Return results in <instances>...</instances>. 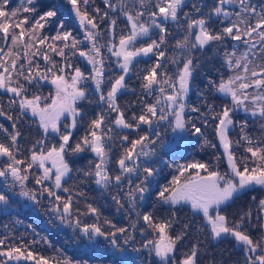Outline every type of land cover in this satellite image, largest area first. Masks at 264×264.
Returning <instances> with one entry per match:
<instances>
[{
    "label": "snow or ice",
    "instance_id": "obj_1",
    "mask_svg": "<svg viewBox=\"0 0 264 264\" xmlns=\"http://www.w3.org/2000/svg\"><path fill=\"white\" fill-rule=\"evenodd\" d=\"M38 2L39 0H26L27 6L12 8L10 0H0V34L3 40L10 39L12 46L4 55L15 57L10 60V67L6 66L3 59H0V68L3 69L0 71V89L18 98V100H9V105H18L17 120L30 111L32 116L39 118V126L43 130L44 138L55 135L59 143L58 146L54 144L46 150L42 147L39 151L34 150L36 148L34 144L30 149V158L21 160L17 158V153L20 151L18 145L20 131L9 132L0 124V130H3L10 140L9 143L0 141V157L7 158L6 162L0 166V177L12 187L19 185L18 195L31 202L30 206H39L38 194L43 197L47 193L50 198V210L54 217V219L50 218L49 223L57 228L61 226L70 228L72 230L70 239L73 242L83 244L85 247L101 246L111 249L113 260L110 264H130V253L124 246L129 245L134 237L128 234L126 227H117L110 220L104 219L103 225H108L111 229L106 230L100 223L101 213L98 207L87 203L85 212L81 213L79 208H76L74 213L73 195L58 194L57 190L61 189L64 193L73 191L64 186L66 178L70 179L73 172L66 157L85 151L94 153L98 158L94 168L88 171H78H82L85 178L94 177L95 183L105 190L113 187L118 189L117 193L112 195V200L118 208L124 207L122 199L126 198L130 209L135 210L138 202H142L145 195L149 193L151 178L159 173V169L152 166L154 161L151 159L156 155V149L148 148V145L154 141L149 139L147 133L138 135L134 139H130L128 134L119 136L123 151L115 161L118 166L115 174L109 171L112 147L106 141L113 139L109 135L113 131V126L118 129L139 131L142 124L151 127L154 122L153 117L157 120H167L168 115L164 114V109H161L160 115L157 116V105L160 103L158 99L156 104H145L140 115L132 113L131 118H127L126 109L121 107L118 96L128 88L126 77L133 70L134 61L137 57L155 55V63L146 69L141 87L151 92L153 86L159 85V92L162 94L166 91L163 85L171 88V94L165 98L169 102L170 114L174 117L173 130L189 131L190 135L202 136L201 127L191 123L189 129L190 120L186 121L184 118V98L187 96L193 71L197 66L193 63L192 50H203L206 46L222 44L226 38L243 41L246 46L243 52L237 54L235 48L231 52H224L229 68L238 69L240 72L230 76L227 80H222L218 85L217 90L225 97H230L231 104L226 103L220 112L213 113V117L218 121L216 134L224 150L229 172L221 173L219 170H213V166L206 162L198 161L181 165L179 176H174L167 186L161 187L157 197L162 203L173 207L182 202L190 203L194 212L203 214L204 220L210 226L211 239L231 237L245 252L246 264H264V223L258 225L261 235L254 238L249 228L246 227V222H249L252 217L251 209L231 222L227 214H221L222 205L234 201L246 190L253 189V186L264 188V139L254 141L244 131L247 127V120L238 122L234 119L237 110L242 107L245 113L264 120V5L257 10V7L249 0H215V3L208 7L207 13L195 19L189 18L186 24V34L175 43V48L181 50L183 66L176 73L174 80L172 76L163 71L166 65L162 64L161 60L166 57V52L160 49L166 43V34L169 31L166 22L168 20L179 22L180 13L186 6L185 0H131V3L118 0L117 4L111 3V0H104V3L114 11L119 6L120 12L130 25L128 34L119 37L118 45L113 44L111 40L107 44L99 43L101 29L97 14L101 13V9L95 8V14H91L87 8L89 0H67L80 27L84 30L83 40H77L71 31H61L62 21L57 26L58 30L54 36L42 35L45 25L57 16L60 9L54 7L36 16ZM137 3L139 8L136 7ZM149 4H152L155 10H149ZM229 5H235L236 8L230 9L227 7ZM203 7L195 3L192 5L196 13H201ZM21 13L31 14V16L23 15L20 18ZM183 15L188 17L189 13L184 12ZM145 16L147 19L142 20ZM108 17L109 13L105 11L99 15V20L103 21ZM116 23V19H110V29L114 30ZM217 25L222 27H217ZM153 28L159 29V39H151L150 42L136 47L138 38L148 37ZM193 29H196L195 33ZM193 35L194 41L190 39ZM49 40L53 43H47ZM84 41H88L91 47H85L82 50L80 45ZM55 42H61L62 46ZM46 43L47 50L42 52L41 46ZM257 44L260 45L259 53L254 51ZM20 46H23L24 55L28 59L27 75L24 64H20L19 70L17 69L20 53L13 52V48ZM102 47H108V50L118 58L119 75L106 76V71L111 72V69L105 67L101 53ZM33 48L36 49L35 52L31 51ZM66 49L70 50V55H76L78 52L80 57L87 59L92 66L88 75L80 67H74L71 63L57 66L49 55V52H55L67 60ZM0 52L3 50L0 49ZM37 56H42L46 62L44 69L40 68L39 63L33 64V57ZM170 60L173 64L177 63V56L173 55ZM66 69H72L70 78L65 75ZM13 74L16 77H23L24 82L14 78ZM49 79L56 89L55 97L52 98L50 104L42 103L41 95H27L29 86L34 83L39 86L40 81ZM88 80L95 83L98 99L106 107L90 121L84 135L75 137L78 118L83 117V112L77 107L76 102L89 99L90 92L85 86ZM252 88L259 91L249 92L248 90ZM209 108L211 109L212 105H209ZM192 110L198 111V109ZM112 113H115V119L111 121V124H107V118ZM0 115H7V119L13 120V116L7 114L3 107H0ZM62 117L70 118V123L64 124L63 130ZM205 123H207L206 120ZM237 123L240 125L242 135L240 139L233 140L229 133ZM12 127L16 129V124L13 123ZM261 135L264 136V124L261 125ZM242 141L246 142L245 152L250 155L237 157L233 147L234 145L240 146ZM37 143L43 145L44 140L37 141ZM204 143L209 145L206 138ZM125 144H127L126 147ZM209 146L216 147L215 144ZM141 157L146 158L143 164L140 162ZM48 161H51V167L46 165ZM33 165L42 169V174L35 178V184L41 186L39 192L37 189L28 188L25 183L28 180V169H31ZM189 169L196 171L190 179L181 183L180 177L184 176ZM200 171L207 174L201 176ZM134 175L137 181L135 183L132 179ZM46 181H50L51 186L46 184ZM125 183L128 185L127 191L123 187ZM78 195L83 197L85 193L81 191ZM252 199L255 200V197ZM9 203V196L0 192V206L7 208ZM257 207L259 213H264V199L259 200ZM88 214L94 215L96 222L85 223L81 217ZM136 214L141 215L139 212ZM142 219L147 227L157 234V238L145 241L140 248L132 247L131 252L136 253V258L140 259L141 249H148L149 256L154 254L159 264H177L173 259V253L179 242L187 235L186 230L190 228V225L185 224L182 233L172 236L169 229L175 222V212L166 220H158L153 212H145ZM131 227L135 228V224ZM252 227L255 228L256 225ZM141 231L143 232L144 229ZM98 237L104 238L105 243L101 244L97 240ZM121 237L123 238L122 243ZM41 239L47 242L46 238L41 237ZM4 245L5 240L0 239V264L21 260L34 261L35 264H50L48 258L34 253L26 244L11 245L6 248L3 247ZM198 251V245L194 244L191 251L178 264H197ZM63 264H73V262L66 259ZM77 264H88V261L77 262Z\"/></svg>",
    "mask_w": 264,
    "mask_h": 264
},
{
    "label": "trees",
    "instance_id": "obj_2",
    "mask_svg": "<svg viewBox=\"0 0 264 264\" xmlns=\"http://www.w3.org/2000/svg\"><path fill=\"white\" fill-rule=\"evenodd\" d=\"M60 1V0H59ZM57 0H39L37 3L38 11L35 13L39 16L43 12L52 9L54 7L59 8V12L56 17L52 18L51 21L45 25L42 30V35L44 36H54L57 32V26L60 22H63V29L61 31H71L73 36L77 40H83L84 32L81 27L77 25L75 21V16L70 12V7L64 8L62 4ZM125 3H131V0H124ZM249 2L257 7L259 10L261 5H264V0H249ZM111 3L117 4L118 0H111ZM199 4L204 6L201 13H196L192 8L193 4ZM215 0H185V7L181 13H189V18L195 19L200 15H204L208 11V7L212 6ZM21 6H27L26 0H10V7L17 8ZM83 6V5H82ZM100 8L101 13L97 15H102L103 12L107 11L109 17L100 21L98 18V23L101 29V37L99 41L103 42L101 44H107L108 40L119 39L120 31L126 29V22L123 14L119 10V6L114 11L109 8L103 1L89 0L88 11L92 14L94 8ZM139 8V4H136ZM232 8H236L232 5ZM149 10H155L152 4L148 5ZM95 14V13H94ZM23 15H30L27 13H21ZM114 15L113 19H116L117 23L114 30L110 29L109 26H104L110 21V16ZM179 22L166 23V27L169 29L166 34V43L161 46L160 50L166 52V57L161 60V63L166 65L163 69L168 75L172 76L175 80L176 73L183 66V56L180 55L181 50L175 48V43L178 39H182L186 34V24H184V19L180 15ZM186 18V17H185ZM147 16L142 17V20H146ZM182 19V20H181ZM217 27H222L217 25ZM109 29L110 33L109 34ZM18 31V30H17ZM194 33V31H193ZM159 29L153 28L147 38L148 41L151 39H159ZM194 41V36L190 37ZM47 43H53L49 40ZM47 43L41 46V51L47 50ZM56 44L62 46L61 42H55ZM87 41H84L80 48L85 49ZM11 46V40H3L2 34H0V59H3L6 66L10 67V60L15 57L5 56ZM107 50H106V49ZM233 48L236 49L237 54L246 50V46L243 41H233L231 38H226L222 44L214 46H206L205 49H193V63L197 65L193 71V75L190 81V87L188 92V98L185 102L186 109L184 111V118L186 121L190 120L189 129L191 123H195L196 126L201 127V135H194V137H187L186 140L179 144L178 139L171 143L170 137L175 136L173 131L174 117L171 116L168 109L169 102L166 100V96L171 94L172 89L167 85H163L166 88L165 93L159 92V85L153 86L151 92L145 90L141 87L142 78L146 74V69L151 67L155 63V55L150 54L148 57L140 58L134 61L133 70L126 77V82L128 88L123 90L118 96V102L121 107L126 109L127 118H131L132 113L137 116L141 114L144 110L145 104H156L159 99L160 103L157 105V116L160 115V110L164 109V114L168 115L167 120H157L153 117V125L149 127L148 125H141L139 131L129 130V129H118L113 126V131L109 133L113 137L112 140L106 141V143L112 147L111 161L108 165L109 171L116 173L118 166L115 161L118 159L123 151L120 145L119 136L128 134L130 139L136 138L138 135L147 133L149 139L154 141V143L149 144L148 148H155L156 155L151 159L154 161L152 166H156L159 169V173L152 179L149 185V193L145 195V199L142 202H138V206L135 210H131L127 199H122L124 204L123 208H118V205L112 200V195H115L118 191L116 188H110L108 190L103 189L100 185L95 183L94 177L85 178L82 171H88L90 168H94L95 162L98 158L94 153L90 151H85L79 153L75 156H68L70 167L73 168L71 173V178H66L65 187L73 189L70 193H64L61 190H57L58 194L61 196L73 195L74 206L73 211L79 208L80 212L86 211V204L91 203L93 206L98 207L101 213L100 223L106 230H111L108 225H103V220L108 219L117 227H126L128 229V234L134 237V240L130 242L129 245L124 246L130 253V264H159V262L154 258L153 255L149 256L148 249H141L139 253L140 259H137V254L131 252L132 247L140 248V246L147 240H153L156 233L147 227L142 219V215L145 212H153L154 217L158 220H166L172 217L173 212H175V222L169 229V233L172 236L182 233L184 231V225L189 224L187 235L179 242L177 249L173 253V259L177 262L181 255H185L190 252L194 244L198 245V259L197 264H246V255L240 245L236 244L235 240L231 237L221 238L219 240H213L209 236L210 226L202 217V213L194 212L191 209V205L188 202H182L180 205L170 206L168 204L162 203L158 197L157 193L163 186H167V181L170 177H174L178 166L186 162H206L213 166V170H219L221 173L228 170L226 168V160L223 158L221 153L222 148H220L218 138L216 137V125L218 121L213 117L214 112H220L224 104H231V98L225 97L223 93H220L218 85L222 80H227L230 76L236 75L240 72L238 69L229 68L225 61L224 52H231ZM35 52L36 49L31 50ZM107 52V57L103 54ZM256 53L260 52V45L257 44L254 49ZM13 52H19L20 56L17 60V69L19 70V65H25V74L27 75L28 59L24 55L23 46L18 48H13ZM108 47H102L101 53L104 58V63L106 69H111V72L106 71L107 75H116V58L110 55ZM70 50L66 49V55L68 59L65 60L60 57L55 52H49L52 60L57 63V66L62 64L71 63L74 67L78 66L81 70L88 75L91 72L90 64L87 59L80 57L78 52L76 55H70ZM175 55L177 56V63L173 64L170 58ZM257 59V63H259ZM39 63L41 69L46 67V62L43 60L42 56L33 57V64ZM115 63V64H114ZM0 71H3L0 68ZM72 69H66L65 74L68 75ZM14 78L20 79L24 82L23 77ZM85 86L90 92L88 100L77 101V107L83 112L82 119L78 118V127L75 130V137H80L85 134V130L88 127L90 121L96 118L97 113H100L106 105L100 102L98 99V93L96 92L95 86L90 81L85 82ZM107 90L106 88L104 89ZM249 92L259 91L258 89L252 88L248 90ZM52 87L50 79L48 81H40L39 86L35 83L28 87L27 95L38 94L42 97V102L47 103L52 95ZM10 99H17L11 93H7L5 90L0 89V107H3L4 111L13 116V120L7 119V115H0V124L7 128L9 132L20 131L21 135L18 137V145L20 151L17 153V158L24 160L30 158V149L35 144V149H41L44 145L50 146L55 138V135L48 136L47 139L44 138L43 131L39 130V123H36V119L31 113H26L19 120L16 119L19 114L18 105H9ZM212 105V108H209ZM192 109H198V111H193ZM70 119V118H69ZM115 119V113L108 116L106 123L111 124V121ZM236 121L247 120V127L245 132L250 135L253 140L264 139L261 135V125L264 124V120L261 118L253 117L250 113H245L243 108L237 110L234 117ZM205 120L207 123H205ZM64 121V120H62ZM13 123L16 124V129H13ZM62 130L64 122H61ZM189 133V131H187ZM230 137L233 140H238L241 138V131L239 123L236 124L234 128L230 130ZM210 144H215L216 147L213 148L204 143V139ZM44 140V144H38L37 141ZM168 140V143L165 141ZM0 141L9 143L8 135L0 130ZM125 147L127 144L124 145ZM247 147L246 142L241 143L240 146L233 147V150L237 157H243L245 155H250L245 152ZM44 148V147H43ZM34 149V150H35ZM219 157V159H216ZM6 157H0V166L6 162ZM144 157H141V164L144 162ZM26 167V165H25ZM201 173H204L201 171ZM42 174V170L33 165L31 169H28L27 175L28 180L25 182L28 188L37 189L39 192L40 185L35 184V178ZM10 179V178H9ZM135 182L136 176H132ZM46 184L51 186L50 181H46ZM124 190L127 191L128 185L124 184ZM19 185L12 187L11 184L7 183L4 178L0 177V192H4L9 196L10 203L7 208L0 206V239L5 240V245L3 247H8L11 245L20 246L21 244H26L29 249L36 254L42 255L49 259L50 264H63L67 260H71L73 264L77 262L88 261V264H110L113 260L112 250L96 246L94 248L85 247L83 244H77L73 242L70 237L72 236V230L67 227L57 228L54 224H50V218H53V214L50 210L49 200L47 193L43 197L38 194V199L40 200L39 206H30L31 202L26 201L25 198L18 195ZM83 191L85 196L81 197L78 195L79 192ZM122 195V194H121ZM255 197V200L252 199ZM264 199V188L258 186H253V189L246 190L242 195H239L234 201L229 202L227 205L221 206V214H227L230 222L234 219H238L239 216L247 212L249 209L252 210V217L249 222H246V227L249 228L251 235L254 238H258L261 235V229L259 224L264 223V213H259L258 204L259 200ZM137 212L141 215L137 216ZM259 217V218H258ZM85 223L96 222V217L92 214L81 217ZM135 224V228L131 225ZM256 225L255 228L252 226ZM141 229H144L142 232ZM41 237L46 238L47 242ZM86 239V238H85ZM121 243L123 238L121 237ZM97 240L104 244V238L98 237ZM39 241L38 243H32ZM17 264H32L29 261L25 262L23 260L17 262ZM13 261H9L8 264H16Z\"/></svg>",
    "mask_w": 264,
    "mask_h": 264
},
{
    "label": "rangeland",
    "instance_id": "obj_3",
    "mask_svg": "<svg viewBox=\"0 0 264 264\" xmlns=\"http://www.w3.org/2000/svg\"><path fill=\"white\" fill-rule=\"evenodd\" d=\"M57 1H59V0H57ZM99 1V0H98ZM100 1H103V0H100ZM60 2V4H62L63 6H64V8H67V6L68 7H70V12L75 16V13H74V11H72V9H71V5L70 4H68L67 3V0H60L59 1ZM83 7V6H82ZM227 7H229L230 9L232 8V5H229V6H227ZM96 8V7H95ZM94 8V9H95ZM89 10V9H88ZM92 14H94V12L92 13ZM180 15L184 18V19H186V21H184V24H187V21H188V19H189V16L188 17H186L185 18V16L183 15V13H180ZM124 16V15H123ZM97 17L99 18V15H97ZM75 18V21H76V23H77V25H79V21H78V19L76 18V16L74 17ZM114 18V15H111L110 16V19H113ZM124 19H125V24H126V29L124 30V29H122V31H120L119 33H120V35L119 36H121V35H127L128 34V32L130 31V25L128 24V22H127V19H126V17L124 16ZM182 20V19H181ZM108 24H105L104 26H109V24H110V21L109 22H107ZM168 25H169V23H174L173 21H171V20H168L167 22H166ZM80 26V25H79ZM110 28V27H109ZM82 29V28H81ZM82 31L84 32V30L82 29ZM193 31H194V33H195V31H196V29H193ZM109 34L111 35V33H110V29H109ZM194 36V35H193ZM149 40V38H147V37H143V38H138V41L136 42V44H135V46L136 47H139L141 44H144V43H147V42H150V41H148ZM109 41V40H108ZM107 41V42H108ZM103 42V40L100 42L99 41V43L101 44ZM111 42L113 43V44H116V45H118V43H119V39H115V40H111ZM87 44L88 45H86V47L87 48H90L91 47V44L87 41ZM106 49V48H105ZM107 50V49H106ZM110 53V55H113L112 54V52H109ZM105 57H107L106 55H107V52L105 51V53L103 54ZM150 55V54H149ZM114 56V55H113ZM114 58H116V68H115V70H117V72H116V75H119L120 74V69H119V67H118V64H117V60H118V58L117 57H115L114 56ZM140 58H145L144 56H141V57H137L136 58V60L137 59H140ZM115 64V63H114ZM90 67L92 68V66L90 65ZM90 68V69H91ZM89 73H90V71H89ZM72 74V71H70L69 72V74L68 75H66L67 77H69L70 78V75ZM88 81H90L91 83H93L94 84V86H95V83L93 82V81H91V80H88ZM51 87H52V90H53V92H52V95L50 96V100H49V102H47V103H51V100H52V98L53 97H55V94H56V89H55V86L54 85H52L51 84ZM189 87H190V85H189ZM189 92V91H188ZM187 98H188V93H187V96L184 98V103L186 102V100H187ZM43 103V102H42ZM185 109H186V106H185ZM185 111V110H184ZM28 113H31L30 111L28 112ZM172 116V115H171ZM35 119H36V123H39V118L38 117H35ZM62 120H64V121H62ZM61 122H64V124H68V123H70V119H65L64 117H62L61 118ZM39 125V124H38ZM39 130L40 131H43L41 128H40V126H39ZM174 131V135L175 136H171L170 137V140H171V143H173V142H175L176 141V139H178L179 141H181V140H186L187 139V137H194V135H190V133H187V131H182V130H179V129H176V130H173ZM196 136V135H195ZM216 137L218 138V136H217V134H216ZM176 138V139H175ZM53 140L54 141H52V143H51V145L50 146H47V147H51L52 145H57L58 146V143H59V140H58V137H53ZM183 141H181V142H179V144H181ZM218 142H219V138H218ZM165 143H168V140L167 141H165ZM219 145H220V142H219ZM44 147V149L46 150V146L44 145L43 146ZM149 148H151V147H149ZM220 148H222V146L220 145ZM36 151H39V150H41V149H35ZM221 153H222V155H223V158H225V160H226V166H227V159H226V156L224 155V150H223V148H222V151H221ZM144 159H146V158H144ZM188 163H192V162H186V163H184V164H182V165H185V164H188ZM193 163H195V162H193ZM46 165L48 166V167H51V161H48V162H46ZM181 166V165H180ZM156 167V166H155ZM226 168H228V166L226 167ZM42 170V169H41ZM53 171H55V170H53ZM196 170H194V169H189L188 170V172H186L185 173V175L184 176H181L180 177V182L181 183H184V182H186L188 179H190L191 178V176H192V174H194V172H195ZM225 172H229V169L228 170H226ZM224 173V172H223ZM207 173H204V175H206ZM200 175L201 176H204L203 175V173H201V171H200ZM174 176H179V166H178V169H177V171H176V173H175V175ZM154 178V177H153ZM153 178H151V180L153 179ZM172 178H173V175H172V177H170L169 178V180L167 181V183L169 184L170 182H171V180H172ZM202 217H203V214H202ZM56 223H58V221L56 222ZM63 227V226H62ZM155 238H157V234H156V236H155ZM154 237H153V239H155ZM189 253V252H188ZM187 254V253H186ZM185 254V255H186ZM185 255H181L180 256V258L177 260V264H178V262L180 261V260H182L183 259V257L185 256ZM152 258L154 259H156L157 261H158V258H156L155 256H154V254H153V256H152ZM24 261V263L25 262H27L28 260H23ZM14 262V261H13ZM30 263H32V264H35V262L34 261H29ZM14 263H16V262H14ZM17 264V263H16Z\"/></svg>",
    "mask_w": 264,
    "mask_h": 264
}]
</instances>
